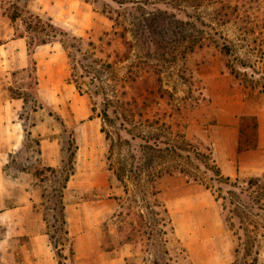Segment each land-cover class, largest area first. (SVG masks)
<instances>
[{
  "label": "rangeland",
  "instance_id": "rangeland-1",
  "mask_svg": "<svg viewBox=\"0 0 264 264\" xmlns=\"http://www.w3.org/2000/svg\"><path fill=\"white\" fill-rule=\"evenodd\" d=\"M76 2L70 8L73 22L60 26L65 31L60 39L67 52L71 79L90 97L93 115L100 117L107 141L115 211L106 220L108 232L103 248L111 256L125 254L126 264H257V253L264 250V206L257 208L264 204V176L260 178L261 184L249 190L245 198L254 209L241 219L230 212L233 206L226 189L222 192L226 198L217 202L205 183L194 179L214 183L209 169L212 152L201 148V135L205 136L207 128L195 121L197 109L207 100L221 98L223 92L245 94L240 84L233 86L226 67L228 59L235 64L234 58L224 56L214 45L195 48L192 52L157 47L158 53L152 56L139 46L126 51L122 27H115L114 20L103 11L105 3H109L107 0ZM4 5L12 13H18V31H28L27 26L31 25V31L44 37L45 31H40L29 12L46 19L52 15L53 5L48 3L46 12L41 11L44 4L39 0H5ZM31 31L28 33L33 36ZM222 31L236 39V55L251 62L256 59L255 44L239 40L233 25ZM259 32L257 28L249 39L259 36ZM30 83L24 93L31 101L36 90ZM247 95H256L264 101V93ZM30 101L28 112L33 106ZM68 137L67 131L63 135L65 162L60 167L64 171L60 168L55 173L45 171L46 178L41 183L49 232L63 250L69 246V239L60 221L52 217L54 200L48 195L53 197V189L60 188L70 168L69 155L75 144L69 146ZM37 139L35 134L27 133L25 149L14 156V168L21 166L20 159H34L36 153L32 147ZM251 141L246 139V145H251ZM248 179L241 178L239 182L246 186ZM185 202L193 205V211L183 210ZM204 220L225 224L223 234L207 245L202 243L207 234H210L208 239L213 236L216 228L200 229L192 223ZM253 223H257V229ZM2 236L0 226V239ZM222 255L229 256L231 261L221 263ZM63 256H66L63 251L57 256L62 264Z\"/></svg>",
  "mask_w": 264,
  "mask_h": 264
},
{
  "label": "crops",
  "instance_id": "crops-1",
  "mask_svg": "<svg viewBox=\"0 0 264 264\" xmlns=\"http://www.w3.org/2000/svg\"><path fill=\"white\" fill-rule=\"evenodd\" d=\"M39 1L44 4L43 12L48 3L53 5L50 16L59 26L73 22L70 8L78 4L76 0ZM4 3L0 0V264H61L49 241L44 189L37 169L62 166L63 135L67 131L68 139L72 138L75 144V155L74 171L63 190L69 239V246L63 250L67 256L64 264H126L125 254L111 256L103 248L108 232L106 220L115 211V198L101 119L93 115L90 97L79 91L71 79L67 52L61 42L56 40L31 49L29 33L16 27L20 17L13 19ZM30 78L36 90L31 101L24 93L30 88ZM221 95L197 109L195 121L207 128L205 136L201 135V148L212 152L223 175L261 178L264 101L256 95ZM220 99L225 100L219 102ZM29 101L33 103L30 112ZM247 114L256 117L257 141L252 148H240L241 116ZM29 120L32 122L28 123ZM27 133L38 137L39 144L32 147L36 155L34 159H20L21 166L14 168V156L25 149ZM192 206L185 202L183 210L193 211ZM192 223L200 229L216 228L209 239L207 234L204 245L225 231L223 222ZM257 254V264H264V250ZM219 261L231 258L222 255Z\"/></svg>",
  "mask_w": 264,
  "mask_h": 264
},
{
  "label": "trees",
  "instance_id": "trees-1",
  "mask_svg": "<svg viewBox=\"0 0 264 264\" xmlns=\"http://www.w3.org/2000/svg\"><path fill=\"white\" fill-rule=\"evenodd\" d=\"M93 1L95 3L98 0ZM107 1L109 3H105L104 6L108 9L104 8L103 11L108 13L110 18L114 20L115 27H122V37L125 38L126 51L139 46L149 56H152L155 52L158 53L157 47L180 48L181 50L184 49V52H192L195 48L214 45L224 56L233 57L236 61L235 64L230 59L226 62V67L229 69V74L233 80V86L234 84H240L245 94L264 93V0ZM125 11L128 14H125ZM29 14L30 18L35 19L36 26L41 27L40 31H45L44 37H38L35 30L31 31L32 26H27V32L31 31L34 34L33 36L29 35L31 49L39 44L59 40L61 34L65 33L64 29L56 24L51 17L44 19L37 13L29 12ZM18 16V13L12 14L13 19ZM125 18L128 20L125 21ZM228 25L234 26L239 40L255 44L253 50L256 52V59L254 61L251 62L248 59L240 57L238 54L236 55V51L238 50L236 39L227 36L222 31ZM257 28L260 29L259 36L249 39V35L253 34ZM128 33L130 34V38L127 37ZM59 41L62 43L61 39ZM250 134H252L251 137L248 136ZM240 136V148L254 147L257 141V120L254 115L247 114L241 116ZM246 139L252 140L251 145H246ZM72 142V138L67 140L69 146ZM35 143L39 144V140H35ZM74 155L75 151L69 155L68 162L70 163V168L62 178L60 188L58 190L53 189L52 198L50 194L48 195L49 199L54 200L51 207L53 211L52 217L55 221H60L66 237L68 229L63 202V190L74 171ZM210 160L212 166L209 169L213 172L211 180L214 183L209 184L196 177L194 179L205 183L206 187L212 191L217 202L226 198L222 193L226 189V192L231 197L230 202L233 206L230 212L235 214V217L239 219L242 218V215L243 217H248L254 206L246 202L245 198L248 197L249 190L261 184V179L259 177H251L246 181V186H242L239 178L223 175L215 160L213 158ZM64 162L65 159H63ZM60 170L64 171V167L60 168ZM45 171L55 173L58 171V168L49 166L38 168L37 175L41 176V182L46 178L44 175ZM165 172L170 173L171 171L165 170ZM43 196H45L44 192ZM261 204L257 208L264 206L263 202ZM225 208L226 206L223 203L222 209ZM165 210L167 212V209ZM262 227L264 228V226ZM226 228H228L227 225ZM253 228H258L257 223H253ZM53 235L49 232V241L56 255L60 257L63 247L59 248L54 242ZM63 257L66 258V256ZM59 263L62 264L61 259H59Z\"/></svg>",
  "mask_w": 264,
  "mask_h": 264
}]
</instances>
